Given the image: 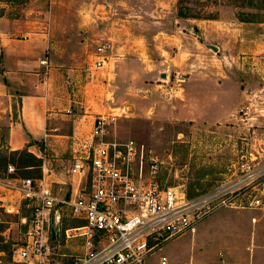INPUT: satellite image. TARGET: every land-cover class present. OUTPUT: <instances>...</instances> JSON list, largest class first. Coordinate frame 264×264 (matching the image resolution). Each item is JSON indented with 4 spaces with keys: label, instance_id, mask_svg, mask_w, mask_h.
I'll return each instance as SVG.
<instances>
[{
    "label": "rangeland",
    "instance_id": "1",
    "mask_svg": "<svg viewBox=\"0 0 264 264\" xmlns=\"http://www.w3.org/2000/svg\"><path fill=\"white\" fill-rule=\"evenodd\" d=\"M26 2L22 7H5V15H19L20 30L11 36L15 44L20 43L21 48L14 46L16 51H27L33 43L42 49L35 54L38 65L27 70L28 85L34 87L42 82L46 91L50 82L55 96L65 101L66 109L56 118L57 134L66 133L78 119L82 131L76 136L83 139L95 115L114 114L118 118L110 138L132 140L143 146L147 161L152 159L156 165L157 180L180 189L191 199L235 182L241 177V162L251 161L255 168L263 169L248 188L235 193L238 208L214 210L197 224L194 232L170 241L150 260L157 262L165 256L169 264H264V210H240L249 207L254 197L264 201V0ZM176 20L186 30L193 27L190 30L197 42L187 45L188 50L193 49L192 66L182 63V69L212 78V87L224 84L219 96L212 99L217 103L212 105V116L234 110L237 122L229 119L206 126L197 122L161 123L150 118V107L143 101L150 94L147 88L155 83L144 80L140 67L126 62V51L118 50V46H124L128 37L150 35L153 29L170 27ZM204 25L208 29L203 31ZM99 45L106 47V64L102 69L90 70ZM41 60H46L47 66H40ZM3 63L0 53V83L5 82ZM168 75L174 79L175 73L168 71ZM161 94L164 96V91H154L157 97ZM247 101L252 104L250 121L236 115ZM17 110L15 103L14 119ZM7 122L8 119L0 122L4 124L0 129V154L9 157L5 149ZM39 146L44 149L42 144ZM72 157L73 153L67 154L60 161L70 166ZM8 166L14 169L10 176L16 178L33 179L36 175L34 171ZM235 208L238 210H232ZM30 217L31 210L23 204L18 214L0 210V247L7 246L0 257L2 264H11V250L21 245L27 229L22 220ZM77 223L68 213L63 214L58 238L62 252L71 253L75 248L69 242L70 248L64 249L63 232Z\"/></svg>",
    "mask_w": 264,
    "mask_h": 264
},
{
    "label": "built area",
    "instance_id": "2",
    "mask_svg": "<svg viewBox=\"0 0 264 264\" xmlns=\"http://www.w3.org/2000/svg\"><path fill=\"white\" fill-rule=\"evenodd\" d=\"M105 52V45L97 47L90 70L104 67ZM40 65L47 66V61ZM251 106L247 101L238 110L241 120L250 119ZM117 118L97 114L89 134L74 140L69 183L57 190L43 177H9L14 169L7 167L0 190L17 193L31 210V217L22 220L27 229L21 245L11 250V264H168L165 256L157 262L150 258L170 241L194 232L214 210L236 207L235 193L262 174L251 161L241 162V177L235 182L188 198L157 180L156 165L147 161L143 146L110 138ZM4 202L0 201V210L19 213L20 207ZM249 207L264 210V201L254 197ZM63 212L78 222L63 232L64 249L70 248L69 242L75 244L71 253L62 252L58 241ZM53 228L58 233L55 239Z\"/></svg>",
    "mask_w": 264,
    "mask_h": 264
},
{
    "label": "crops",
    "instance_id": "3",
    "mask_svg": "<svg viewBox=\"0 0 264 264\" xmlns=\"http://www.w3.org/2000/svg\"><path fill=\"white\" fill-rule=\"evenodd\" d=\"M17 20L0 18V53L4 61L2 76L5 81L0 83V122L8 119L5 126L8 131L5 149L17 151L27 148L30 153L43 160L42 177L56 189L69 183L67 176L69 162L64 166L61 161L67 154L72 155L76 134L82 131V128L76 119L72 127L71 125L67 127L66 133L57 134L56 118L66 109L65 101L55 96L50 82V86L47 83L46 91L42 82L33 84L34 87L28 85L27 79L30 77L27 70H32L38 65L35 54L40 53L42 49L38 44L33 43L28 46L27 51L15 50L14 46L20 47V43L15 44L11 36L20 30ZM177 23L176 20L170 27L153 29L150 35L142 34L137 39L134 36L128 37L124 46L121 48L118 46V50L126 51L127 58L131 57L126 58V62L129 61L130 64L135 62L140 67L144 80L155 83L150 89L147 88L150 94L145 95L143 101L150 107L148 111L152 114L150 118L161 123L197 122L206 126L229 119L237 122L234 110L217 112L212 116V105L217 106V103H212V99L219 96L224 84L221 86L213 84L212 87V78H205L203 74L198 75V72L195 73L194 70L186 67L185 70L182 69V63L192 66L193 49L188 50L187 45H193L194 34L191 33L193 27L190 28L191 30L189 28L186 30L182 27V23L179 26ZM202 29L204 31L208 27L204 25ZM184 49L186 56L183 55ZM134 57L137 60L134 61ZM126 62L124 64L129 65ZM168 71L175 73L174 79L168 75ZM128 73L131 74L130 71ZM157 88H161V91L157 92ZM154 91L156 93L164 91V96L161 94L157 97ZM15 103L18 106L16 119L13 116ZM94 117L88 124L87 135L92 128ZM3 126L4 124L0 123V129ZM40 144L44 149L40 148ZM0 148H2L1 144ZM3 200L14 206L18 203V207L22 204L19 195L12 191L0 190V201ZM236 208L232 210H238ZM247 209L256 210L248 206L240 208V210ZM261 238L259 240H262Z\"/></svg>",
    "mask_w": 264,
    "mask_h": 264
},
{
    "label": "trees",
    "instance_id": "4",
    "mask_svg": "<svg viewBox=\"0 0 264 264\" xmlns=\"http://www.w3.org/2000/svg\"><path fill=\"white\" fill-rule=\"evenodd\" d=\"M26 0H0V18L1 17H6L8 19H19V15L15 13V15H12L9 13L8 16L5 15V7L11 6V5H16L22 7ZM22 5V6H21ZM17 8V7H16ZM20 8H17L19 11ZM8 150V149H6ZM8 156L4 154H0V169L3 167V171H0V177L1 175H6V169L8 165L15 166V168H24L26 170L34 171L36 175L33 177V179H40L42 177V160L35 157L32 153L28 151V149H23V150H17V151H9L8 150ZM9 159V161H8ZM9 177H14V176H9ZM16 178V177H14ZM189 194V193H188ZM190 196V195H189ZM1 227V226H0ZM1 229H0V234H1ZM2 241L0 237V242ZM5 248H7L6 245H3L0 247V252H4Z\"/></svg>",
    "mask_w": 264,
    "mask_h": 264
},
{
    "label": "water",
    "instance_id": "5",
    "mask_svg": "<svg viewBox=\"0 0 264 264\" xmlns=\"http://www.w3.org/2000/svg\"><path fill=\"white\" fill-rule=\"evenodd\" d=\"M56 236H57V231H56V229H53L52 230V239H55Z\"/></svg>",
    "mask_w": 264,
    "mask_h": 264
}]
</instances>
